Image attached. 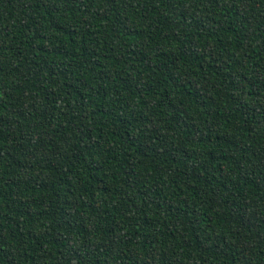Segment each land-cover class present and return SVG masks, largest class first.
Returning <instances> with one entry per match:
<instances>
[{
	"label": "trees",
	"instance_id": "1",
	"mask_svg": "<svg viewBox=\"0 0 264 264\" xmlns=\"http://www.w3.org/2000/svg\"><path fill=\"white\" fill-rule=\"evenodd\" d=\"M0 264H264V0H0Z\"/></svg>",
	"mask_w": 264,
	"mask_h": 264
}]
</instances>
